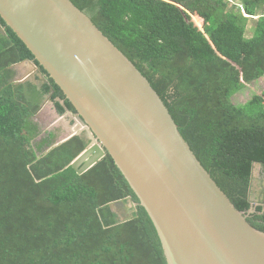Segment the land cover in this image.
Masks as SVG:
<instances>
[{"label": "trees", "instance_id": "obj_1", "mask_svg": "<svg viewBox=\"0 0 264 264\" xmlns=\"http://www.w3.org/2000/svg\"><path fill=\"white\" fill-rule=\"evenodd\" d=\"M72 1L148 78L203 166L264 231V204L249 200L253 163L264 168V91L241 105L232 100L264 75V0ZM249 18L256 21L247 37ZM27 59L48 83L15 81L12 65ZM49 95L58 113H77L0 16V264H168L109 153L79 173L71 163L87 136L54 145L49 132L35 142L43 131L34 116ZM127 197L137 210L119 222L110 203Z\"/></svg>", "mask_w": 264, "mask_h": 264}, {"label": "water", "instance_id": "obj_2", "mask_svg": "<svg viewBox=\"0 0 264 264\" xmlns=\"http://www.w3.org/2000/svg\"><path fill=\"white\" fill-rule=\"evenodd\" d=\"M0 16L75 107L83 127L74 135L88 134L71 165L83 173L107 153L113 157L152 219L168 264H264V231L222 190L148 78L88 13L72 0H0ZM24 62L35 71L16 82H49L32 60L12 67ZM249 200L264 204V186L260 201ZM115 202L137 210L132 197Z\"/></svg>", "mask_w": 264, "mask_h": 264}, {"label": "rangeland", "instance_id": "obj_3", "mask_svg": "<svg viewBox=\"0 0 264 264\" xmlns=\"http://www.w3.org/2000/svg\"><path fill=\"white\" fill-rule=\"evenodd\" d=\"M86 9H88V7H86ZM262 11H264V7L258 9V13ZM257 17H258L257 15L254 16L255 19ZM254 18H249L248 26L246 30L247 37L252 36L253 27L256 21ZM263 91H264V75L258 80L249 83L244 89L234 94L232 100L235 104L241 105L245 103L248 99H250L254 93H262ZM46 104L45 107L41 109L34 116V120L39 123L43 131L41 136L37 138L35 142L40 141V139L42 137H45L49 132H54L55 135L57 136L56 138L55 137L53 138L54 139L53 143L59 144L64 142L65 140L64 141L61 140L64 139L69 134L73 132L76 133L77 131L81 130L83 126H81L80 121L77 120L76 118L77 114H74L71 111H66L64 114L58 113L55 108L54 102L51 101L50 99L49 101H47ZM72 116H75V118L73 119ZM68 121L70 126L68 125ZM79 133L84 136H88V134H86L85 131H81ZM263 186H264V168L262 164L256 163L254 166V178H253L252 191H251L252 192L251 198L255 202L260 201L263 192ZM125 206H127L129 210L132 209L131 208L132 205L130 202H125V203L115 202L111 207L113 210H116L120 213L119 218L121 219L133 214V213H127V216L124 215L122 216V213L125 210Z\"/></svg>", "mask_w": 264, "mask_h": 264}, {"label": "crops", "instance_id": "obj_4", "mask_svg": "<svg viewBox=\"0 0 264 264\" xmlns=\"http://www.w3.org/2000/svg\"><path fill=\"white\" fill-rule=\"evenodd\" d=\"M15 70H16V77H24V76H27L29 75L30 73L34 72L35 69L34 67L30 64V63H27V62H24L22 64H19L18 66L16 67H13ZM47 103V102H46ZM45 103V104H46ZM45 104H43V106L41 107V109H43L45 107ZM47 105V104H46ZM56 108V107H55ZM57 110V109H56ZM58 112V111H57ZM72 118L74 119L75 116H72ZM71 123V122H70ZM68 125L70 126L69 124V121H68ZM72 135H74V132L69 134L68 136H66L64 139H62L61 141H64V140H67L68 138H70ZM57 135H55L54 137L56 138ZM54 141V139H53ZM54 145H57V144H54ZM118 212V211H117ZM119 213V212H118Z\"/></svg>", "mask_w": 264, "mask_h": 264}, {"label": "flooded vegetation", "instance_id": "obj_5", "mask_svg": "<svg viewBox=\"0 0 264 264\" xmlns=\"http://www.w3.org/2000/svg\"><path fill=\"white\" fill-rule=\"evenodd\" d=\"M251 194H252V192H251ZM123 209V208H122ZM123 212V211H122ZM120 214V213H119ZM127 216V211H126V209L124 210V212L122 213V216Z\"/></svg>", "mask_w": 264, "mask_h": 264}, {"label": "clouds", "instance_id": "obj_6", "mask_svg": "<svg viewBox=\"0 0 264 264\" xmlns=\"http://www.w3.org/2000/svg\"><path fill=\"white\" fill-rule=\"evenodd\" d=\"M73 136V135H72Z\"/></svg>", "mask_w": 264, "mask_h": 264}]
</instances>
